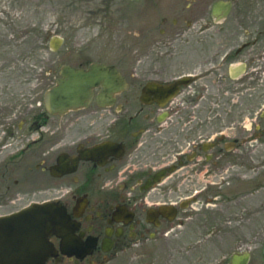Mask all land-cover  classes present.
<instances>
[{"label":"flooded vegetation","instance_id":"obj_1","mask_svg":"<svg viewBox=\"0 0 264 264\" xmlns=\"http://www.w3.org/2000/svg\"><path fill=\"white\" fill-rule=\"evenodd\" d=\"M129 1L146 6L131 12L129 71L72 65L115 66L127 87H94L63 114L42 97L28 122L5 126L14 149L0 159V217L53 206L42 264H232L234 252L250 254L235 264H264L251 258L264 244V221L252 226L264 212L252 198L264 190V67L252 68L264 4ZM217 1L230 2L222 19Z\"/></svg>","mask_w":264,"mask_h":264},{"label":"rangeland","instance_id":"obj_2","mask_svg":"<svg viewBox=\"0 0 264 264\" xmlns=\"http://www.w3.org/2000/svg\"><path fill=\"white\" fill-rule=\"evenodd\" d=\"M253 3L261 11L263 0H237ZM142 2L129 0H0V159L13 147L14 140L4 134L9 123L17 125L25 108L35 114L41 110L44 91L54 82L63 63L78 66L105 59L121 62L129 71L136 8ZM130 11V12H129ZM63 43L52 51V36ZM125 42L121 46L119 42ZM126 46V47H125ZM264 67V56L253 60L252 68ZM15 131V130H14ZM255 177V172H252ZM253 207L264 202V190L253 193ZM264 212L253 215L252 226H260ZM259 243L264 242V233ZM222 254H224V250ZM262 259L261 249L251 253Z\"/></svg>","mask_w":264,"mask_h":264},{"label":"water","instance_id":"obj_3","mask_svg":"<svg viewBox=\"0 0 264 264\" xmlns=\"http://www.w3.org/2000/svg\"><path fill=\"white\" fill-rule=\"evenodd\" d=\"M229 1H217L213 7V15L217 19L226 16ZM224 14L219 16L221 9ZM63 39L54 36L49 42V48L56 51ZM233 72V69H231ZM94 87H127L126 80L115 66L92 62L86 68L74 67L69 64L60 66L58 76L43 93V104L49 114H63L86 106L92 98ZM101 96H97L100 100ZM53 206L49 203L34 204L32 207L0 217V254L4 255L0 264H32L29 256L38 254L39 263L43 258L53 254L52 246L47 239L53 229ZM12 256V257H9ZM249 252H234L230 255L232 264L244 263L249 259ZM264 260V244L262 249ZM19 262L7 260L19 259Z\"/></svg>","mask_w":264,"mask_h":264},{"label":"bare ground","instance_id":"obj_4","mask_svg":"<svg viewBox=\"0 0 264 264\" xmlns=\"http://www.w3.org/2000/svg\"><path fill=\"white\" fill-rule=\"evenodd\" d=\"M56 228V227H55ZM48 239V238H47Z\"/></svg>","mask_w":264,"mask_h":264}]
</instances>
